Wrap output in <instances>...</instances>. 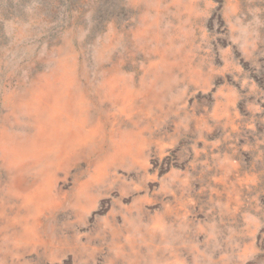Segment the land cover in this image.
<instances>
[{"label": "rangeland", "instance_id": "1", "mask_svg": "<svg viewBox=\"0 0 264 264\" xmlns=\"http://www.w3.org/2000/svg\"><path fill=\"white\" fill-rule=\"evenodd\" d=\"M0 264H264V0H0Z\"/></svg>", "mask_w": 264, "mask_h": 264}]
</instances>
